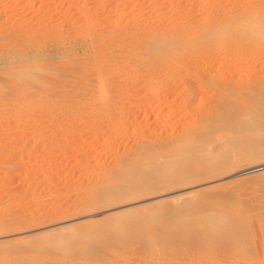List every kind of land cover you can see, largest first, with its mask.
Segmentation results:
<instances>
[{"label": "rangeland", "instance_id": "rangeland-1", "mask_svg": "<svg viewBox=\"0 0 264 264\" xmlns=\"http://www.w3.org/2000/svg\"><path fill=\"white\" fill-rule=\"evenodd\" d=\"M216 2L226 9L234 7L232 11L236 14L254 5L264 11V0H0V264H264V180L259 176L253 178L259 172L247 173L263 167L264 162L249 160L239 163L237 168H220L213 175L205 174L207 168L221 167L227 158H223L225 155L235 161L242 159L236 157H241L237 139L244 136L242 127L249 121L251 110L258 119L264 118V110L252 107L250 113L242 109L235 111V115L227 113L232 103L219 105V111L224 107L227 110L224 114L227 119L233 116L239 119L219 120L216 112L212 120L214 129L210 130L213 145L206 163H174L175 172L186 169L181 174L170 175L158 160L163 155L151 149L168 146L167 150L173 152V147L179 145L176 152L186 145L188 141L183 131L201 124V107L208 103L210 95H215L214 89L206 87V95L201 94L207 97V102L204 98H196V101L192 95L189 110H180L183 99L175 95L169 104L175 103V107H170L176 109L173 112L163 105H151L153 111L143 108L145 112L142 109L139 113L136 107L130 112L129 106H123L131 104L122 94L129 79L136 78L137 72L146 75L152 71L138 60L136 53L141 56L142 52H135V40L146 42L153 35L173 31L177 35L184 28L193 34L205 33L206 22L211 23L212 19L204 22L203 18L216 11ZM125 15L124 24L113 23L114 20L120 22ZM193 15L196 20L189 18ZM87 31L94 35L90 36ZM99 42L103 47L96 61L92 50ZM217 50L213 49L217 63L207 68L216 81L234 71V80H247L253 75L263 78L264 53L261 50L256 57L239 62L234 59H237L234 50L224 53ZM97 65L102 66V70ZM41 66L47 70L42 71ZM97 71L103 72L104 82L109 85L107 92L111 104L115 105L113 108L123 103L118 109L126 112L121 118L120 114L116 115L119 119L114 117L115 136L107 126V115L99 109V89L94 91L96 97L86 88L82 90L83 84L97 81ZM195 71H199V67L192 66L191 70L180 72L179 77L186 73L195 75ZM56 77L67 83L74 77L78 91L71 93L65 89V93L56 94L59 88L52 84ZM169 77L157 75L161 83L154 89V84L143 87L145 89H140L135 99L143 103L153 99L144 94L167 87V83L162 82ZM180 80L183 87L184 77ZM45 82L48 87L53 86L48 92L44 90ZM261 96L264 102V93ZM91 100L94 103L91 104ZM238 120L243 123L239 124ZM74 127L77 131H73ZM214 134L220 137L212 138ZM174 141L175 144L168 145ZM139 152H147L146 159L133 157ZM134 161L136 171L129 169ZM126 170L125 175L133 172L145 180L149 172L156 170L162 172L163 177L147 179L150 183L145 190L138 188V192L131 194L130 178L120 177ZM219 172L225 174H216ZM232 176L242 177L239 185L235 183L236 187ZM189 177L193 179L189 181ZM206 186H211V190H206L205 195L195 194ZM116 194L123 197L115 198ZM92 203L98 206L91 208ZM224 216L229 217L218 224V230L202 238L200 232L207 231L215 218L225 219ZM235 219L236 229L243 234L235 236L230 243L219 228ZM173 236L171 247L166 248L165 240Z\"/></svg>", "mask_w": 264, "mask_h": 264}, {"label": "bare ground", "instance_id": "bare-ground-1", "mask_svg": "<svg viewBox=\"0 0 264 264\" xmlns=\"http://www.w3.org/2000/svg\"><path fill=\"white\" fill-rule=\"evenodd\" d=\"M198 1V0H196ZM221 1V0H220ZM233 1V0H232ZM235 1V0H234ZM181 2V1H180ZM188 2V1H187ZM229 2V1H227ZM262 2V1H261ZM191 3V2H190ZM217 3V2H216ZM231 3V2H230ZM199 4V3H198ZM193 5V4H192ZM218 5V6H216ZM215 6L217 7L215 10V12L213 14H209V16H205L203 18V21L206 22V20L209 18L210 21L212 19V22L211 23H208V20L206 22V27H207V31L205 33L203 32H198L197 34H193L191 32H189L187 30V28L183 29V31H181V33L175 35L174 31L173 32H170V33H166L165 35H160V36H152L151 39H148L146 40V42H141L142 38L140 39L141 41H136L135 39V52H142L141 56L137 54V58L138 60L142 63V64H145V66L149 69V70H152L151 72L149 73H146V75L137 72L136 74V78H134L133 80L129 79L130 82L128 84H125L126 85V89L123 90V87H122V90L124 91V93L122 92L123 96L125 99H127V101L131 104H127L126 105H123L124 107L125 106H129L127 107L130 112L131 110L133 111L136 107V109L138 110L137 113L141 112V110L144 108L146 109H149L150 110L152 109L151 105H154V107H162L163 105V108L166 107L167 108H170L171 106L173 107V105H169L171 104L170 103V100L174 97L172 96H176L177 98H182L183 100L181 101V105L179 106L180 110H183V109H188V103L190 100H193L191 99L192 95L195 96V100L196 98H201V100H203L202 98H204V101L207 102V100L209 99L208 103L205 104L204 106H202L203 104V101L200 102V106L201 107V111L202 112V122L201 124L197 127V128H194V129H190V127L186 128L183 132H185L186 135H184V137L186 136L187 137V141L188 143L182 147H180V149H178L176 152H175V148L176 145H175V148L173 147L174 151L172 152L170 149L167 150V143L165 144L167 147H165L166 149H162V147H159L157 146V148H155L152 152H155L158 151L157 153H161L163 156L159 157V161L161 162V164H163L166 168L165 171L169 172V174H173V173H177L175 172V168L173 169L172 167V164L174 163H190L192 161H196L198 163H203L205 162V159H207V155L210 156V152H211V146L213 145V140H211V131L214 129L213 125H212V120H214V114L216 112H218V118L219 120H226L227 116L226 115V111L227 110H224L225 107L223 108V110H218L219 108H221L219 105L225 103V102H230L226 105H229L232 103V107L229 106L227 107L228 112H233V114H237L236 112H238L239 110H242V109H246L248 112H249V109L252 108V107H256L258 108L257 110H264V102L263 101V98H262V93H264V76L263 78H260V76H256V77H249L247 78V80H243V79H238V80H234L233 79V76H234V72H232L230 75H227L226 74V77H222L220 79H218V81H216L217 79L215 78V76L213 75H209V73L207 72V68L208 67H211L214 65V63H217V62H214V57H217L216 55L214 56V53H213V49H221L223 50V53L224 52H227V50H234V55L236 58L235 61H242V60H250L254 57L257 56V53L259 52L258 50H261L262 53H264V11H262L263 9L259 10L258 7L252 8V9H246L244 11H242L241 13H234L233 8L232 10L231 9H226V8H223V4H220V3H217ZM221 5V6H219ZM226 5H229V4H225L224 6ZM197 6V5H196ZM214 6V7H215ZM237 6V5H236ZM252 6V5H251ZM190 7V5H189ZM231 7V6H230ZM195 10V9H194ZM193 10V11H194ZM196 13V12H195ZM198 13V12H197ZM193 14V13H192ZM196 16V15H195ZM194 15L189 18L191 19H195ZM194 17V18H193ZM198 17V16H197ZM199 18V17H198ZM127 19L126 15L123 16L119 21L120 22H117L116 20L113 21V23H123L125 22V20ZM196 20V19H195ZM189 21V20H187ZM191 21V20H190ZM194 20H192L193 22ZM201 21V20H200ZM112 22V20H111ZM195 22V21H194ZM190 23V22H189ZM208 23V24H207ZM124 24V23H123ZM191 25V24H190ZM184 26V25H183ZM90 27V26H89ZM92 27V26H91ZM116 27V26H115ZM122 27V26H121ZM186 27V26H184ZM188 27V26H187ZM93 28V27H92ZM122 29V28H121ZM88 30H90V28H88ZM125 31V29L123 30L122 29V32ZM54 32V31H53ZM88 32V31H87ZM92 35H94V32H88ZM121 33V32H120ZM63 34V33H62ZM124 34H128L127 32H124ZM127 35V36H128ZM157 35V34H156ZM131 36V35H130ZM63 37V36H62ZM96 37V36H95ZM136 37V36H135ZM143 37V36H142ZM147 37V36H146ZM67 39V38H66ZM138 39V38H137ZM144 39V38H143ZM64 40V39H63ZM57 42V41H56ZM133 42V41H132ZM103 43L99 42L96 46L93 45V49L92 50L94 52V56H92L94 58V60L98 61V57L100 56L101 54V47H103L102 45ZM133 44V43H132ZM129 45V44H128ZM127 45V46H128ZM114 46V45H113ZM133 46V47H134ZM46 47V46H45ZM91 47V46H90ZM119 47V46H118ZM132 47V46H131ZM132 47V48H133ZM216 47V48H215ZM114 48V47H113ZM137 48V49H136ZM106 49V48H105ZM110 49V48H109ZM134 50V49H132ZM217 50V51H218ZM219 50V51H221ZM103 51V50H102ZM117 51V50H116ZM126 51V49H125ZM260 51V52H261ZM114 52V51H113ZM129 52V51H128ZM222 52V51H221ZM107 54V53H106ZM221 54V53H219ZM228 54V53H227ZM226 54V55H227ZM139 55V56H138ZM263 55V54H262ZM261 55V56H262ZM136 56V55H135ZM219 56V55H218ZM225 56V55H224ZM264 56V55H263ZM97 57V58H96ZM226 58H228L227 56H225ZM232 57V56H231ZM230 57V58H231ZM44 58V57H43ZM104 58V57H103ZM136 58V57H135ZM136 58V59H137ZM263 58V57H262ZM92 59V58H91ZM91 62H93V60H91ZM101 59V58H100ZM217 59V58H216ZM215 59V61H216ZM224 59V57L222 58ZM233 59V60H234ZM239 59V60H238ZM257 59V58H256ZM260 59V58H259ZM76 60V59H75ZM104 60V59H103ZM222 61V60H221ZM262 61V60H261ZM264 61V59H263ZM95 62V61H94ZM137 62V60H136ZM220 62V61H219ZM98 63V62H97ZM132 63V62H130ZM115 64V63H114ZM141 64V65H142ZM199 64H201L202 66H199ZM41 65V64H40ZM62 65V64H61ZM140 65V66H141ZM203 65H207L206 67L203 66ZM219 65V64H218ZM217 65V66H218ZM255 65V64H254ZM263 65V64H262ZM55 66V65H54ZM98 66V65H97ZM130 66V65H129ZM133 66V65H132ZM138 66V65H137ZM143 66V65H142ZM141 66V67H142ZM192 66H195V67H199V71H195L197 72V74L195 75H188L187 73L184 74V76L182 75V77H184V85L183 87L180 86V79H182V77L180 78L179 75L181 74L180 72L182 71H186L188 69L191 70ZM237 66V65H236ZM38 67V66H37ZM99 67V66H98ZM98 67H96L98 69ZM116 67V66H115ZM140 67V68H141ZM229 67H232L229 65ZM40 68H42V71L45 72V70L47 69H44V66H41ZM72 68V67H71ZM100 68V67H99ZM102 68V66H101ZM100 68V70H102ZM117 68V67H116ZM115 68V69H116ZM44 69V70H43ZM69 69V68H68ZM74 69V68H73ZM79 69V68H78ZM131 69V68H130ZM137 69V68H136ZM147 69V70H148ZM235 69V68H234ZM264 69V68H263ZM49 70V69H48ZM109 70H113L112 68ZM133 70V69H132ZM138 70V69H137ZM136 70V71H137ZM140 70V69H139ZM138 70V71H139ZM143 70V69H142ZM210 70V69H209ZM223 70V68L221 69ZM216 71V70H215ZM229 71V70H228ZM238 71V70H237ZM264 71V70H263ZM70 71H68V74H69ZM73 72V70H72ZM71 72V73H72ZM105 72V71H104ZM107 72V71H106ZM109 72V71H108ZM115 72V70H114ZM130 72V71H128ZM127 72V73H128ZM134 71H132L133 73ZM141 72V70H140ZM226 72V71H225ZM244 72V71H243ZM251 72V71H250ZM261 72V71H260ZM32 73V72H31ZM136 73V72H135ZM216 73V72H215ZM228 73V72H227ZM257 73V70L256 72ZM67 74V75H68ZM82 74V73H81ZM110 74H111V71H110ZM108 74V75H110ZM113 74V72H112ZM159 74H167L168 76L170 75L169 77V80H165L166 82H162V83H167V87H164V88H161V89H157L156 91H152L151 93L148 92V94H144V95H151L153 96L154 98L151 99V100H148L147 102L143 103V100L141 101V99H135L137 98V93L138 91H140V89H145L146 86L150 85V84H154L155 86L153 87V89L158 86L161 82L160 81H157V75ZM233 74V76H232ZM254 74V72L252 73ZM260 74V73H259ZM61 76H63L62 74H60ZM60 75H56V76H60ZM66 75V76H67ZM96 75H98L97 77V81L96 82H88V83H85L82 85V90L83 88L86 90H89V93L90 91L93 92L92 95L94 94V91L98 90L100 91V97L101 99L98 100L99 103L98 105L100 106L99 109H101V111H104L105 115H107L108 119L107 120V123L109 126L108 128L111 129V132L113 131L114 127L112 128V125L114 124V121L115 119L117 118L116 115L120 114V118L123 114L124 111H122L121 109H118L119 107L122 106V104L120 103L121 106H119L118 108H113L115 105H112L111 104V101L109 99V96H108V83H105L104 82V75H103V72L102 71H97ZM114 76L116 75L115 73L113 74ZM125 75V74H124ZM128 75H131V74H128ZM133 75V74H132ZM60 76V77H61ZM74 76V75H72ZM134 76V75H133ZM236 76V75H235ZM246 76V75H245ZM44 77V75H43ZM59 77V78H60ZM64 77V76H63ZM106 77V75H105ZM124 77V76H123ZM128 77V76H127ZM240 77V76H239ZM247 77V76H246ZM262 77V76H261ZM34 78V77H33ZM42 78V77H41ZM48 78V77H47ZM58 77H56L55 79H52L53 81V86H57V88H59V91L58 93L56 94H62L65 89L68 90L69 92L71 93H74L73 91H76L77 89V84L76 82L74 83V77L72 78L73 81H69V83L63 81V80H60ZM68 78V76H67ZM208 80H207V79ZM241 78V77H240ZM66 79V78H65ZM64 79V80H65ZM108 79V78H107ZM206 79V80H205ZM216 79V80H215ZM128 80V81H129ZM45 81V80H44ZM43 81V82H44ZM51 81V80H50ZM50 81H49V84H50ZM112 81V80H111ZM110 81V83H111ZM126 81V79L124 80ZM127 81V82H128ZM206 81V82H205ZM84 82V81H83ZM108 82V81H107ZM37 83V82H36ZM46 83V87L44 90H46V92L50 91L52 87L49 86L48 87V84L47 82ZM79 83V82H78ZM123 83V82H122ZM121 83V84H122ZM183 83V81H182ZM81 83H79L80 85ZM45 84L43 83L42 86H44ZM124 85V84H122ZM120 86V85H119ZM152 86V85H151ZM41 87V85H40ZM145 87V88H143ZM206 87H210V89H214V92H215V95L213 97H211L210 95V98L208 97V99L205 98V93L207 92V89ZM50 88V89H49ZM112 89V88H111ZM120 89V88H119ZM152 89V90H153ZM209 89V88H208ZM121 90V91H122ZM127 90V91H126ZM78 91V90H77ZM53 92V90H52ZM82 92V91H81ZM147 92V91H145ZM65 93V92H64ZM68 93V92H67ZM76 93V92H75ZM98 93V92H97ZM82 94V93H81ZM84 94V92H83ZM88 94V92H87ZM86 94V95H87ZM120 94V93H119ZM201 94H205L204 97L201 96ZM95 95V94H94ZM93 95V96H94ZM97 95V94H96ZM95 95V97H96ZM115 95V94H114ZM118 95V94H116ZM89 96V94H88ZM137 96V97H136ZM201 96V97H200ZM83 97V96H82ZM86 97V96H85ZM91 97V96H90ZM172 97V98H171ZM75 98V96H73V99ZM78 98V97H77ZM76 98V99H77ZM94 98V97H93ZM115 98V97H114ZM141 98V97H140ZM171 98V99H170ZM72 99V100H73ZM91 99V98H89ZM95 99V98H94ZM113 99V98H112ZM123 99V98H122ZM143 99V98H142ZM206 99V100H205ZM79 100H80V96H79ZM88 100V99H87ZM93 100V99H92ZM91 100V104L94 103V101L92 102ZM114 100V99H113ZM112 100V102H113ZM117 100V99H116ZM177 100V99H176ZM194 100V101H195ZM71 101V100H70ZM76 101V100H75ZM73 101V102H75ZM84 101V99H83ZM97 101V100H96ZM95 101V102H96ZM197 101V100H196ZM80 102V101H78ZM126 102V101H125ZM124 102V103H125ZM192 102V101H190ZM97 103V102H96ZM119 103V102H118ZM202 103V104H201ZM78 104V103H77ZM87 104V103H86ZM76 105V104H75ZM94 105V104H93ZM225 105V104H224ZM78 106V105H77ZM82 106V105H81ZM84 106V105H83ZM91 106V105H90ZM117 106V105H116ZM165 106V107H164ZM199 106V107H200ZM219 106V108H217ZM89 107V105H88ZM96 107V106H95ZM175 107V105H174ZM197 107V106H195ZM61 108V107H60ZM125 108V109H127ZM260 108V109H259ZM88 109V108H87ZM86 109V110H87ZM122 109H124L122 107ZM135 109V110H136ZM143 109V111L145 112V110ZM171 109V110H170ZM168 111H176L173 110L172 108H170ZM178 109V108H177ZM82 110H84L82 108ZM85 110V111H86ZM119 110V111H117ZM128 110V112H129ZM149 110V111H150ZM155 110V108H154ZM189 110V109H188ZM194 110V109H193ZM251 110V109H250ZM256 110V109H255ZM76 111H80V108L77 107ZM147 111V110H146ZM153 111V109H152ZM163 111V110H162ZM161 111V112H162ZM179 111V110H177ZM236 111V112H235ZM82 112V111H81ZM113 112V114H112ZM127 112V114H128ZM189 112V111H188ZM246 112V113H248ZM76 113V112H75ZM79 113V112H78ZM77 113V114H78ZM126 113V112H124ZM151 113V112H150ZM169 113V112H168ZM245 113V112H244ZM250 113V112H249ZM253 113V111L251 110V114ZM80 114V113H79ZM86 114V113H85ZM145 114V113H144ZM225 114V115H224ZM231 114V115H233ZM240 114V113H239ZM243 114V113H242ZM250 114V118H249V121L244 123L245 127V131L242 127V130L244 133V136H241L240 137V140L237 139V142L239 148H237V150L239 149V151L241 152L240 155L241 157L237 156L233 151V153L236 155V157L239 158H242V159H239V161H235L233 160L232 158H229V156L225 155L223 156V158H225L223 160V163L221 161V167H217V168H207L205 169V174H210V175H213L215 174V171L220 169V168H228V169H231V168H237L236 166H238L239 163H247L249 160H255V162L257 160H262L264 162V121H260L262 119H258V115L256 113H253L254 115L251 116ZM170 115V113H169ZM246 115V114H245ZM87 116V115H86ZM116 116V118L114 119V117ZM124 116V115H123ZM126 116V115H125ZM136 116V115H135ZM230 116V114H229ZM238 116V115H237ZM241 116V115H240ZM243 116V115H242ZM241 116V117H242ZM248 116V115H246ZM264 116V115H263ZM148 117V115H147ZM234 117V116H233ZM233 117H229V118H233ZM240 117V118H241ZM138 118V117H137ZM227 119L228 122H231L230 120L231 119ZM234 118H237V117H234ZM246 118V117H244ZM248 118V117H247ZM119 119V118H117ZM123 119V118H122ZM239 119V118H237ZM109 120V121H108ZM121 120V119H120ZM124 120V119H123ZM121 120V121H123ZM126 120V118H125ZM216 120V119H215ZM247 120V119H246ZM119 121V120H118ZM117 121V122H118ZM78 122V121H77ZM125 122V121H123ZM148 122V121H147ZM215 122V121H214ZM218 122V121H217ZM225 122V121H224ZM233 122V121H232ZM236 122V121H234ZM239 122V120H238ZM83 123V122H82ZM116 123V122H115ZM119 123V122H118ZM122 123V122H121ZM131 123V122H130ZM240 123H243L242 122H239ZM148 124V123H147ZM126 125V124H125ZM237 125V124H236ZM243 125V124H241ZM235 126V125H233ZM229 128L230 126H227L226 125V128ZM238 127V125H237ZM75 129H73V131L76 130V127H74ZM211 128H213L211 130ZM217 128V127H215ZM219 128V127H218ZM217 128V129H218ZM211 130V131H210ZM225 130V129H224ZM230 130V129H229ZM241 130V131H242ZM77 131V130H76ZM240 131V132H241ZM114 132V131H113ZM112 132V133H113ZM233 132V131H232ZM214 133V132H213ZM242 133V132H241ZM153 134V133H152ZM151 134V135H152ZM243 134V133H242ZM113 136H115V132L114 134H112ZM177 135V134H176ZM182 135V134H181ZM215 135V134H214ZM237 135V134H236ZM240 135V133H239ZM217 135L213 136L212 135V138L215 137L216 138ZM238 136V135H237ZM183 135H182V138H184ZM218 138L220 137L219 135L217 136ZM223 137V134L222 136ZM226 137V136H225ZM239 137V136H238ZM176 138V137H175ZM243 138V139H241ZM173 139H171L169 142H171ZM179 140V139H178ZM242 140V141H241ZM212 141V142H210ZM168 142V145L170 144H175V141L172 142V143H169ZM177 143V142H176ZM208 143V144H207ZM178 144V143H177ZM210 144V145H209ZM212 144V145H211ZM231 144V143H230ZM161 145H164L161 143ZM181 145V144H180ZM208 148H207V147ZM226 146V145H225ZM224 146V147H225ZM159 147V148H158ZM163 147V148H164ZM172 147V146H170ZM211 147V148H210ZM228 147V144L227 146ZM234 147V146H233ZM232 147V148H233ZM149 148V147H148ZM179 148V147H178ZM221 148V146L219 147ZM217 147V149H219ZM231 148V147H230ZM150 149V148H149ZM223 149V147H222ZM229 147L227 148V151H228ZM234 149V148H233ZM146 150V149H145ZM150 150V151H151ZM167 150V151H166ZM213 150V149H212ZM220 150V149H219ZM148 151V150H147ZM149 151V152H150ZM215 151V149H214ZM218 151V150H216ZM221 151H224V153H226L225 150H221ZM219 151V153L221 152ZM144 152V150H143ZM150 152V154L152 153ZM170 152L173 154L171 155ZM236 152V151H235ZM140 153V152H139ZM159 153V154H160ZM223 153V152H222ZM147 154V152H146ZM145 153H140V154H134L133 157L135 159H138V158H144ZM154 154V153H153ZM228 154H229V151H228ZM232 154V155H234ZM239 154V153H238ZM138 156H141V157H138ZM132 157V156H131ZM149 157V156H148ZM231 157V156H230ZM134 159V160H135ZM146 159V157H145ZM210 159V158H209ZM235 159V158H234ZM143 160V159H142ZM141 161V160H140ZM139 162V161H137ZM262 162V163H263ZM136 162L134 161V163L132 164V166L129 168L130 170L133 169L134 171L137 170V167H136ZM157 163H159L157 161ZM193 163V162H192ZM206 163V162H205ZM244 165V164H243ZM262 165V164H261ZM264 165V164H263ZM158 166V165H157ZM190 166V164L188 165ZM208 167V166H207ZM139 168V167H138ZM202 166L200 168H198L197 170L201 169ZM128 169V171H129ZM136 169V170H135ZM186 168H184L185 170ZM183 170V169H182ZM182 170L180 171L182 173ZM183 170V171H184ZM126 170V172H122V174H120V177L121 178H124V177H128L130 178V184H129V190H130V193H135V192H138L139 189L138 188H141L142 190H145L148 186V184L150 183V181H147V179H151V181L153 180H157V178H160V176H162V172H160L159 170H156V171H151L149 172L150 176H148V178L145 180V179H140L139 176H136L133 172H129L127 175H125V173L128 172ZM164 171V172H165ZM179 172V170H178ZM251 172H259V174H255L256 176H254L253 178L259 176V178L261 177V179L264 180V166L261 167V168H257V169H253V170H249L247 171V173H251ZM181 173H177L176 175L178 174H181ZM137 174V173H136ZM184 174V173H183ZM216 174H219L220 176H222L223 174H225L224 172H219V173H216ZM175 175V176H176ZM163 177V176H162ZM240 177V176H239ZM238 176H232L231 177V181L232 183H235L236 184H240L242 182V177L239 178ZM214 178V177H213ZM191 179H193L192 177H189V181H191ZM170 180V179H169ZM210 180V178L208 179ZM161 181V180H160ZM171 181V180H170ZM174 181V180H172ZM144 182V183H143ZM148 182V183H146ZM167 182V181H166ZM165 182V183H166ZM209 182V181H208ZM230 182V181H229ZM146 183V184H145ZM231 183V184H232ZM164 184V183H163ZM238 184V185H239ZM243 184V183H242ZM262 184V183H261ZM210 185V184H209ZM213 186V185H211ZM211 186H206V187H203V188H199L198 190L195 191V194L198 196V195H205L204 193H206L205 191L206 190H211ZM234 187V186H233ZM236 187V185H235ZM238 187V186H237ZM209 188V189H208ZM213 188V187H212ZM216 188V187H215ZM220 188V187H219ZM217 189V188H216ZM107 190V189H106ZM105 190V191H106ZM109 191V190H108ZM108 191H107V194H108ZM209 192V191H208ZM216 192V191H215ZM106 193V192H105ZM129 194V193H128ZM123 195L121 194H116L115 195V198H122ZM200 197V196H199ZM96 203H92L90 204V207H95V206H98L95 205ZM199 208H202L200 206H198ZM96 216V215H94ZM219 217H223L222 216H219ZM215 218V221H213L211 223V225H209L210 228H207V231L208 229L210 230L209 233H207V235L205 234V232H207L206 230L200 232L202 238L204 237L206 239V237H208V235L210 234V232H214L215 230H218L217 229V226L218 224H221L222 223V220H225L226 221V218L228 217H225V219L223 218ZM236 217V216H235ZM234 217V218H235ZM237 218V217H236ZM125 223H126V220H124ZM123 221V222H124ZM186 221L185 220L183 223L184 225L186 226ZM122 222V223H123ZM224 222V221H223ZM236 222V219L233 220V221H230L223 225H221V228H219L221 230V234L223 235L224 238H226L227 241H229L230 243L235 240V236H240L242 233V231H240L239 229H236L237 226L235 224ZM182 223V225H183ZM188 223V222H187ZM237 223V222H236ZM124 224V223H123ZM214 227H211L212 225H214ZM238 224V223H237ZM189 225V224H188ZM220 226V225H219ZM188 232V231H187ZM199 232V231H198ZM211 232V233H212ZM197 234V233H196ZM243 234V233H242ZM245 234V233H244ZM249 234V233H248ZM197 236V235H196ZM173 238H170L169 240H165V247L166 248H169L171 247V244L173 243ZM225 240V239H224ZM226 241V242H227ZM228 242V244H229ZM261 242V241H260ZM263 242V241H262ZM257 243V242H256ZM259 244V243H258ZM249 250V249H248ZM251 255V254H250ZM247 257V256H246ZM251 258V257H250Z\"/></svg>", "mask_w": 264, "mask_h": 264}]
</instances>
